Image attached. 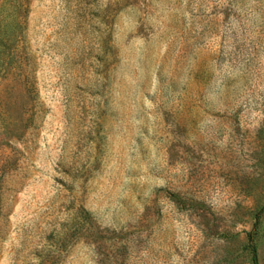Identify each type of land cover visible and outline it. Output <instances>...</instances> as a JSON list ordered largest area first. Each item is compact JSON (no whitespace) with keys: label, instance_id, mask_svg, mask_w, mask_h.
<instances>
[{"label":"rangeland","instance_id":"374dc122","mask_svg":"<svg viewBox=\"0 0 264 264\" xmlns=\"http://www.w3.org/2000/svg\"><path fill=\"white\" fill-rule=\"evenodd\" d=\"M264 264V0H0V264Z\"/></svg>","mask_w":264,"mask_h":264},{"label":"trees","instance_id":"16d2710c","mask_svg":"<svg viewBox=\"0 0 264 264\" xmlns=\"http://www.w3.org/2000/svg\"><path fill=\"white\" fill-rule=\"evenodd\" d=\"M253 264H257L256 249L253 247Z\"/></svg>","mask_w":264,"mask_h":264}]
</instances>
